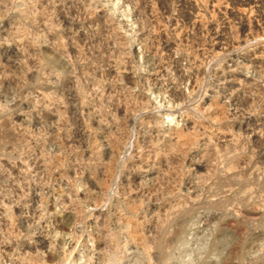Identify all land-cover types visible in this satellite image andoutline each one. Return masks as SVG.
<instances>
[{
	"label": "rangeland",
	"instance_id": "1",
	"mask_svg": "<svg viewBox=\"0 0 264 264\" xmlns=\"http://www.w3.org/2000/svg\"><path fill=\"white\" fill-rule=\"evenodd\" d=\"M143 1L0 0V264H264V66L242 56L264 60L257 12L197 0L212 46L179 0Z\"/></svg>",
	"mask_w": 264,
	"mask_h": 264
},
{
	"label": "bare ground",
	"instance_id": "2",
	"mask_svg": "<svg viewBox=\"0 0 264 264\" xmlns=\"http://www.w3.org/2000/svg\"><path fill=\"white\" fill-rule=\"evenodd\" d=\"M152 0H145V2L142 4V8H139V9H143V12H144V14L145 13H147V14H153L151 11L153 10V7H155V5L153 6V3L151 2ZM154 1V0H153ZM157 1V0H156ZM167 1V0H166ZM166 1H165V3H166ZM231 1V4H232V6L234 7V8H236V10H237V12H238V15H240V16H243V15H248L247 13L249 12H251L252 11V9L253 10H256V12H257V14L256 13H254L253 15H255L256 14V20L254 19L255 17H253V19L255 20V22H257V25L258 26H260L259 28H256L257 30L255 31L256 32V34L258 35V36H260L261 37V39L262 38H264V10H263V8H264V0H230ZM163 2L164 1H162V4H161V2L159 3L160 4V6H159V8L160 9H158L157 7V9H158V11L159 10H161L162 11V13L164 14L166 11H164V9H166V8H164V6L165 5H163ZM201 2V1H200ZM167 5V4H166ZM169 5V4H168ZM176 5V4H175ZM211 6H210V8H212L213 6H212V4H210ZM157 6V5H156ZM172 7V6H171ZM170 8V7H169ZM168 7H167V9H169ZM209 8V7H208ZM155 9V8H154ZM174 9V8H173ZM202 9V8H201ZM233 9V8H232ZM176 12H178V15H179V17H180V19H181V21L183 22L182 24H183V26H184V28H186V27H189L191 30H193L194 32H196V34H199V35H201V32L202 31H206L207 33H205V34H208V36H209V39H210V42L212 43V46H216L217 44L215 43V42H213V41H215L216 40V38H217V36L219 35L218 34V32H219V29H218V26H216L214 23L212 24V23H208L206 26H204V25H202L203 27H199V22L201 21L202 22V20H203V18H202V20H201V17H202V13L200 14V9H198V5H197V0H179L178 1V4H177V6H176V8L174 9ZM204 10H206V9H204ZM157 11V12H158ZM169 11V10H168ZM207 11V10H206ZM154 12V11H153ZM203 12H205V11H203ZM211 12H213V11H211ZM215 12V11H214ZM140 13H141V11H140ZM235 13V12H234ZM234 13H224V12H222V14H224L223 15V17L221 16H219L220 17V24H227L228 22H230L234 17H235V14ZM143 14V13H142ZM143 14V15H144ZM157 13H155V15H156ZM176 14V13H175ZM205 14V13H204ZM221 14V13H220ZM237 14V13H236ZM207 15H209V14H207ZM207 15H204V16H207ZM216 14H214V16H215ZM251 15H252V13H251ZM252 15V16H253ZM151 16H153V15H151ZM151 16H150V18H151ZM172 16V15H171ZM251 16V17H252ZM149 17V16H148ZM155 17V16H154ZM210 17V16H209ZM211 17H212V14H211ZM218 17V18H219ZM249 17V16H248ZM156 18V17H155ZM165 18H167V17H165ZM205 18V17H204ZM207 18H208V16H207ZM215 18H213V20H214ZM249 19V18H248ZM200 20V21H199ZM207 20V19H206ZM211 20V19H210ZM235 20H238V30H240V31H244L245 30V26H244V24H243V20L241 21V18H237V19H235ZM163 21V20H162ZM175 21H176V19H175ZM247 21H249V20H247ZM250 21H252L251 20V18H250ZM249 21V22H250ZM150 23H148V24H152L153 26H154V23H155V21L152 19V20H150L149 21ZM219 22V21H218ZM237 22V21H236ZM205 23V22H204ZM248 23V22H247ZM253 23V22H252ZM167 24V23H166ZM165 24V25H166ZM175 24V23H174ZM199 24V25H198ZM218 24V23H217ZM176 25V24H175ZM219 25V24H218ZM249 25H250V23H249ZM254 25V24H253ZM256 25V26H257ZM157 26V25H156ZM156 26H154L155 27V29L156 30H154V35L157 37V39L159 38L158 36H162V38H164L163 37V35L165 36V34H163V33H161V32H158V30H160V29H158V28H160V27H156ZM170 26V25H169ZM173 26V25H172ZM179 26V25H178ZM182 26V25H181ZM220 26V25H219ZM223 26V25H222ZM252 26V25H251ZM250 26V27H251ZM177 27V26H176ZM249 27V26H248ZM224 28V27H223ZM149 29H151V27L149 28ZM158 29V30H157ZM166 29V28H165ZM171 29H173V28H171ZM180 29V28H179ZM188 29V28H187ZM153 29H151V31H152ZM169 30V29H168ZM174 30L176 31V28L174 27ZM183 30V29H182ZM189 30V29H188ZM188 30H186V31H188ZM237 30V29H236ZM248 30V29H247ZM175 31H174V33H175ZM249 31V30H248ZM158 32V33H157ZM172 32V31H171ZM179 32V31H178ZM193 32V33H194ZM238 32V31H237ZM170 33V32H169ZM169 33H168V35L167 36H169V37H171L170 35H169ZM189 34L191 33V32H188ZM203 33V34H204ZM150 34V33H149ZM163 34V35H162ZM173 34V33H172ZM177 34H179V36H181L182 38H187L189 35L185 32V31H181V32H179V33H177ZM196 34H194V35H196ZM203 34H202V36H203ZM241 34V33H240ZM253 34V33H252ZM251 34V35H252ZM153 35V34H152ZM173 35H175V34H173ZM173 35H172V37H173ZM198 35V36H199ZM255 35V34H254ZM254 35H252V36H254ZM160 36V37H161ZM166 36V38L168 39V37ZM178 36V35H177ZM204 36H206V35H204ZM208 36H206V38L208 37ZM149 37V36H148ZM154 37V36H153ZM175 37V36H174ZM196 37V36H195ZM219 37V36H218ZM257 37V36H256ZM255 37V38H256ZM150 38V37H149ZM155 38V37H154ZM165 38V39H166ZM241 38V37H240ZM166 39V40H167ZM176 39H178L177 37H176ZM181 39V38H180ZM242 39V38H241ZM245 39L247 40V38L245 37ZM244 39V40H245ZM249 39V38H248ZM252 39V38H251ZM257 39V38H256ZM149 40V39H148ZM153 40H155V39H153ZM173 40H174V38H173ZM238 40H239V38H238ZM244 40H242V41H244ZM253 40V39H252ZM151 41V40H150ZM149 41V42H150ZM234 41H237L236 39L234 40ZM233 41V42H234ZM241 41V40H240ZM239 41V42H240ZM154 42H156V41H154ZM163 42V41H162ZM173 42V41H172ZM172 42H169L168 40L167 41H165V42H163V44L160 46V44L158 43V45H157V48L155 49V50H157L158 51V53L159 54H163V52H164V54H165V49L167 50V49H169V48H171V46H172ZM232 42V43H233ZM238 41L237 42H235V43H233V44H231V49L233 48L234 49V44H236L237 46H238V43H239ZM245 42V41H244ZM251 41H249L248 43H250ZM253 42V41H252ZM254 42H255V39H254ZM260 42V41H259ZM146 43V42H145ZM151 43V42H150ZM156 43V44H157ZM178 43V42H177ZM231 43V42H230ZM246 43V42H245ZM264 43V42H263ZM152 44V43H151ZM259 44V43H258ZM153 45V44H152ZM155 45V44H154ZM174 45H175V41H174ZM252 45H254L253 43H252ZM261 45V44H260ZM260 45H258V46H260ZM145 46V45H144ZM158 46H160V47H158ZM220 46H222V45H220ZM172 47H174V46H172ZM210 47V46H209ZM246 47V46H245ZM154 48V47H153ZM249 48H250V46H249ZM255 48V47H254ZM262 48V47H261ZM146 49V48H145ZM189 49V48H188ZM230 49V50H231ZM252 49H253V47H252ZM251 49V50H252ZM190 50V49H189ZM227 50H229L227 47H220V52L219 53H221V51H222V53H224L225 51H227ZM244 50V49H243ZM249 50V49H248ZM245 51V50H244ZM243 51V52H244ZM156 52V51H155ZM258 52V51H257ZM257 52L256 51H253V52H251V53H249V52H247V53H245L246 55H244L243 53V55L242 56H244V57H246V60H247V62H249V63H254V64H263L262 66H264V60L261 58L262 57V54H261V57H260V55H258L257 54ZM157 53V52H156ZM228 53H230V51H228ZM225 54V53H224ZM223 54V55H224ZM155 56V55H154ZM220 56V55H219ZM218 56V57H219ZM222 56V55H221ZM161 57H163V55L161 56ZM189 58V57H188ZM196 58V57H195ZM187 59V58H186ZM218 59V58H217ZM219 59H220V57H219ZM218 59V60H219ZM158 60H159V56H158ZM162 60V59H161ZM161 60H159L158 62H156L155 63V65H154V69H153V73L151 74L152 75V77H153V79L152 80H157V79H159V80H162L163 78H164V76H165V72L166 71H168V69H171V68H168V66H166V65H164V61L162 62ZM188 60V59H187ZM193 60V59H192ZM191 60V61H192ZM196 60V59H195ZM214 60H215V58H214ZM189 61V60H188ZM166 62H168V61H166ZM187 62V61H186ZM192 63V62H191ZM206 63V62H205ZM167 65H168V63H167ZM248 65V64H247ZM252 65V64H251ZM190 66V65H189ZM212 66V65H211ZM248 66H250V65H248ZM214 67V66H213ZM247 67V66H246ZM188 68V67H187ZM189 68H192V67H189ZM215 68V67H214ZM213 69V68H212ZM209 70V69H208ZM215 70H217V69H214V71ZM219 70V69H218ZM133 71V70H132ZM170 71V70H169ZM176 71V70H175ZM184 71V70H183ZM189 70H186V71H184L183 72V74H182V71H181V73H179V76H180V78L185 82V86L187 87V90H188V93L186 94L188 97V99L191 101V99L192 100H194L195 98H196V96H197V94L199 95V94H201L200 93V90H201V88H202V85H203V81L205 80V73L207 72V68H204L203 66H201L200 67V65H196V63L194 64V62H193V68H192V70L191 71H189ZM210 71V70H209ZM222 71V70H221ZM167 73V72H166ZM219 73V71L217 72V74ZM211 75L213 74L212 73V70H211V73H210ZM221 74V73H220ZM215 75H216V73H215ZM214 75V76H215ZM222 75V74H221ZM206 76H208V75H206ZM213 76V75H212ZM218 76V75H217ZM220 76V75H219ZM125 77V76H124ZM131 77V76H130ZM222 77V76H221ZM228 77V76H227ZM148 78H151V77H148L147 76V78H145V80L146 79H148ZM209 78V77H208ZM217 78V77H216ZM129 79V77H127L126 78V82H127V80ZM213 79V78H212ZM224 79V78H223ZM225 79H226V77H225ZM180 80V79H179ZM158 81V80H157ZM147 82V81H146ZM205 88V87H204ZM202 91V90H201ZM171 94V97H172V99L174 100V102H176V103H179L178 101L180 100V98H181V96L179 97L176 93H170ZM184 96H185V93L183 94ZM202 95V94H201ZM183 96V97H184ZM182 97V98H183ZM184 98H186V97H184ZM182 100V99H181ZM184 100V99H183ZM188 100V101H189ZM237 100V99H236ZM185 101V100H184ZM190 101L188 102V103H190ZM181 102V101H180ZM186 103V102H185ZM193 103H196L195 102V100H194V102ZM181 105H182V102L180 103ZM180 104H177L178 106L180 105ZM215 104H217V103H215ZM185 105V104H184ZM187 105V104H186ZM190 105V104H189ZM264 106V105H263ZM119 107V106H118ZM181 107H184V106H181ZM197 107V106H196ZM199 107V106H198ZM197 107V108H198ZM239 107V106H238ZM190 108H191V105H190ZM189 108V109H190ZM194 108V107H193ZM195 109V108H194ZM193 109V111H195ZM154 110V109H153ZM190 110H192V108L190 109ZM238 111V110H237ZM202 112V111H201ZM112 113V112H111ZM139 113V112H138ZM186 113H187V111H186ZM144 115V114H143ZM183 115H185V114H183ZM149 116V115H148ZM147 116V117H148ZM143 118H144V116H142ZM146 118V117H145ZM147 120V119H146ZM143 121V120H142ZM144 121H145V119H144ZM252 121V120H251ZM258 128V127H257ZM202 129V128H201ZM204 129V128H203ZM252 131H254V130H252ZM262 132V131H261ZM185 133V132H184ZM183 133V134H184ZM256 133V132H255ZM183 134L181 133V132H179L176 136L178 137V138H180L181 139V137L183 138L184 136H183ZM193 134V133H192ZM186 135V134H185ZM264 136V135H263ZM262 136V137H263ZM176 137V138H177ZM177 138V139H178ZM185 139H188L187 137L185 138ZM190 139V138H189ZM179 140V139H178ZM184 141V140H183ZM187 141V140H186ZM189 141V140H188ZM187 141V142H188ZM176 142H178V141H176ZM191 142V141H190ZM258 143V142H257ZM263 143H264V141H263ZM122 144V143H121ZM178 144V143H177ZM257 145V144H256ZM122 152V151H121ZM119 155V154H118ZM47 172V171H46ZM54 180V179H53ZM139 195V194H138ZM83 197V196H82ZM188 197V196H187ZM94 209V208H93ZM173 210V209H172ZM93 211V210H92ZM248 212V211H247ZM179 213V212H178ZM251 213V212H250ZM249 213V214H250ZM248 215V214H247ZM255 215V214H254ZM183 216V215H182ZM97 217V216H96ZM181 217V216H180ZM184 217V216H183ZM64 218H65V216H64ZM63 219V218H62ZM66 219V218H65ZM184 219V218H183ZM182 219L180 218V221H181ZM227 220H230V219H227ZM63 221H65L64 219H63ZM234 221V220H233ZM58 222H60V221H58ZM226 223H228L227 221H226ZM60 224V223H59ZM65 224H67V225H69L70 223H69V221H68V223L66 222ZM129 225V224H128ZM60 226V228H61V226H62V224L61 225H59ZM65 226V225H64ZM65 227H68V226H65ZM65 227H64V229H65ZM181 230V229H180ZM168 231V230H167ZM161 234V233H160ZM130 236V235H129ZM133 238V237H132ZM41 242V241H40ZM43 244V243H42ZM28 248V247H27ZM116 248V247H115ZM74 249V248H73ZM145 249V248H144ZM143 249V250H144ZM155 249V248H154ZM72 250V249H71ZM70 250V251H71ZM149 252V251H148ZM147 252V253H148ZM146 253V252H145ZM152 253V252H151ZM70 254V253H69ZM181 254V253H180ZM147 255V254H146ZM149 255V254H148ZM179 255V254H178ZM181 256V255H180ZM180 256H178V257H180ZM149 257V256H148ZM22 259V258H21ZM122 259H124V258H122ZM148 259V258H147ZM151 259V258H150ZM69 261V260H68ZM126 261V260H125ZM145 260L144 259H142L141 257H135V258H133V260H132V262H127L128 264H142L143 262H144ZM150 262V261H149ZM67 264V263H66Z\"/></svg>",
	"mask_w": 264,
	"mask_h": 264
}]
</instances>
